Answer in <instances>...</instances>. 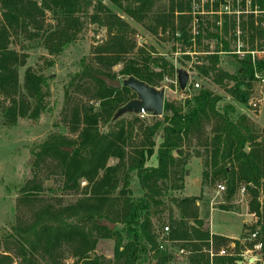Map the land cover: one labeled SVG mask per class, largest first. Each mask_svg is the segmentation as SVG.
Instances as JSON below:
<instances>
[{"label":"trees","instance_id":"trees-1","mask_svg":"<svg viewBox=\"0 0 264 264\" xmlns=\"http://www.w3.org/2000/svg\"><path fill=\"white\" fill-rule=\"evenodd\" d=\"M109 1L136 22L150 17L153 32L159 27L173 34L177 32V40L184 45L213 40L214 49L205 45L202 51L211 53L205 54V61L200 60L197 69L200 76L209 75L223 86L231 100L201 86L185 101V108L165 100L161 117L152 123L144 122L142 137L136 143H132L131 131L123 123L102 131L99 125L109 124L118 108L136 97V93L128 86L105 85L96 77L97 73L113 78L117 74L133 76L156 86L165 75L173 77L175 70L163 56L153 55V49H146L144 44L136 47L135 32L131 36L133 28L129 22L102 0H96L92 19L106 28L107 37L95 47L97 66L87 74L95 82L92 97L99 103L96 108L93 104H74L69 130L75 136L53 135L36 152L51 163V170L60 176L66 190L77 193L80 181L85 180L82 195L60 205L41 196L43 185L35 176L26 180L17 199L22 210L4 239L0 264H61L67 256L72 258V264L179 261L169 248H159L162 229L154 228L152 216L162 204L167 188L183 187L184 166L192 155L201 158L202 187L224 180V198L229 200L240 185L245 186L249 194L248 210L257 217L255 226L262 234L264 255V200L260 201L261 194L264 195V134L233 103L249 102L256 80L254 72L264 75V60L253 62L248 53L231 52L228 34L235 26L234 19L229 21L224 16L220 26L215 14V19L206 21L205 26L198 13L193 33L188 26L192 21L189 0H170L163 11H152L153 0ZM90 3L91 0H40V4L36 0H0V93L7 103L2 113L10 123L21 116L36 118L45 110L47 77L26 68L19 85L17 66L22 59L16 50L9 48V37L13 32L41 37L49 53L60 52L77 33L76 14ZM45 9L55 18L48 30L43 26ZM249 27L253 32L249 33L248 42L253 47L255 38L263 39L264 27H254L253 22ZM220 53L229 57L232 72L217 66ZM117 63L121 67L112 71ZM133 118L138 120L137 116ZM71 146V151L62 149ZM186 146L193 147L189 155L187 151L184 153ZM110 157L117 161L108 163ZM134 191L140 193L133 195ZM196 199L193 195L174 199L179 216H168L170 230L164 238L187 251L184 264H210L206 250L209 239L220 238L210 232L199 216ZM96 218L119 221L122 225L110 229L101 222H93L92 230L88 222ZM97 232L114 238L112 258L95 253ZM211 261V264H236L230 256H215Z\"/></svg>","mask_w":264,"mask_h":264},{"label":"rangeland","instance_id":"rangeland-1","mask_svg":"<svg viewBox=\"0 0 264 264\" xmlns=\"http://www.w3.org/2000/svg\"><path fill=\"white\" fill-rule=\"evenodd\" d=\"M36 1L40 4V0ZM95 1L96 0H91L88 8L82 9L76 14L78 18L77 33L73 37V40L63 46L60 52L49 53L48 50L44 48V41L41 37L39 38L34 35H24L14 32L9 37V48L16 50L22 59V62L17 66L19 85H22L25 69L31 68L35 72L41 73L47 77V87L44 100L46 104L45 110L36 118L21 116L13 123H10L2 113V108L7 103L0 93V250L4 248V239L12 230L11 225L14 223L15 218L21 213L22 209L19 208L17 199L21 196L19 188L26 180L35 176L34 178L43 185V190L40 193L41 196L60 205L72 202L75 198L82 195L81 187L84 186L85 180L80 181V189L77 193L66 190L63 187L60 176L51 170L53 168L51 163L42 160V158L38 157L36 152L39 149V146L53 135L63 134L71 137L75 136V134L69 130V116L74 104L78 103L82 106L93 104L96 108L99 103L97 99L92 97L95 82L87 74L88 70L97 66L95 63V47L101 44L107 37L106 28L92 19V14L95 9L93 7ZM123 1L124 0H122V2ZM169 1L170 0H153L152 11H163L167 9ZM184 1L183 3H185ZM189 1L192 21L188 26L191 27L193 33H195V21L198 19V13L202 16L201 18L203 22H205V26L206 21L211 22L215 19V14L220 20L217 24L220 26L222 25L221 18H224V14L212 13L211 10H222L223 0ZM102 2L129 22L133 28L131 36L133 32L140 33L141 39L138 46L144 44L146 49L154 50L153 52L151 51L153 55H161L173 64L175 75L173 77L165 75L160 83L155 86L156 88L164 89V101H173L176 104H182L183 108H185V101L191 99L193 94L201 86L208 87L213 92L221 94L225 98L224 100H231L223 86L216 84L209 75L200 76L197 69V64L204 59L205 54L211 53L202 51L205 49V45L207 44L208 49H214L213 40H202L199 44L194 42L195 44L191 43V45H184L177 40L179 37L177 32L173 34L171 31H164L160 27L157 32H153L149 27L152 24L150 17L141 23L136 22L130 16L121 12L118 7L109 0H102ZM1 13L2 7L0 6V19H2ZM54 22L55 18L52 12L45 9L43 17V26L46 28L45 30L52 28ZM233 30L234 29L231 28L228 34L232 46L235 45L236 40V35ZM245 38L246 36H244V39ZM258 43H262V39L258 40ZM220 54L217 66L232 72L233 66L227 61V58L229 57L222 55V53ZM120 67L121 64L117 63L113 65L111 70L117 72ZM178 70H184L189 75L186 83L188 86L183 89L180 88L178 83ZM116 77L120 80L126 78L120 74H117ZM194 81H199V86L196 88L191 85V82ZM262 96L264 97V81L259 82L255 80L253 82L249 101H257V105L252 106L250 102L245 105L235 101L233 103L238 111L250 109L247 110V112L250 114L252 124L258 132L264 134V128L259 125L256 119L258 118L256 115L258 114L259 109L261 111L260 118L262 119L264 116V98L262 102L257 100L258 97ZM134 116L138 117L137 121H134ZM160 117L161 115H153L150 112L144 116H140L135 112H124L111 119L109 124L101 123L99 127L104 131L108 128L119 127V124L123 123L126 125L127 130L131 131L132 143H136L142 137V127H144V122L152 123ZM192 150V146H186L184 153L187 151L189 155ZM116 161V158L113 157L108 159V163L110 164H113ZM186 167L187 166L185 165L183 187L181 189L169 187L163 194L162 204L156 208L157 212L152 216L154 228H158L159 230L163 229L165 225H169L168 216H179V211L175 205L174 199L187 196L186 194L189 192L188 188L192 189L195 186V166L189 168L190 175L187 179L185 177ZM219 182L225 184L224 180H219ZM185 183L186 189H184ZM168 184H170V182H168ZM133 185L137 187L136 182H133ZM120 186L121 185H119L118 188H120ZM139 193L140 192L134 191L133 195H138ZM224 195L225 189L218 190L216 184H208L201 187L199 195H196L197 198L203 199L199 207L200 214L203 217H210L215 230L219 229L235 235L241 232V234L238 235L239 238L248 236L252 227L258 222L255 215L251 213L252 216H249L250 220L247 221L248 225H245L241 231V222L244 217L233 212L227 213L219 210H210L206 199H212L213 205L224 204L222 203ZM225 200L226 199L224 198V202ZM229 200L232 201L231 205L234 206L235 209H247L246 205L249 200V194L247 191L244 194H241L239 190H236ZM262 200H264V196L260 198L261 202ZM217 201H219V203ZM227 202L228 201H226V203ZM102 219L96 218L90 220L88 226L93 230V222L100 223ZM121 225L122 224L119 221L114 222V228H119ZM261 235L262 234L260 233L257 235V240L262 243L260 248H254L253 243L256 240L245 239L243 241L242 239V241L237 242L238 248H252L251 253L254 255L256 254L257 257L261 258L256 264H264V255L262 252L263 241ZM96 236L98 237V241L95 253L101 254L106 258H112L114 238L103 236L100 232H97ZM229 236L233 237L232 235ZM230 237L220 235L218 241H213L215 245H221ZM169 246L170 247L167 248L174 253L179 248V245L176 244H169ZM186 255V253L181 254L179 255L180 257H177L179 261L171 260V262L173 264H184ZM211 262L212 261H210V264ZM13 264H15V262ZM39 264L45 263L40 262ZM61 264H72V258L68 256L65 257Z\"/></svg>","mask_w":264,"mask_h":264},{"label":"built area","instance_id":"built-area-1","mask_svg":"<svg viewBox=\"0 0 264 264\" xmlns=\"http://www.w3.org/2000/svg\"><path fill=\"white\" fill-rule=\"evenodd\" d=\"M222 10H211L212 13L224 14L230 21L235 20L234 33L236 35L235 45L232 46V51L239 55L250 54L252 61L261 59L264 60V37L260 46L257 45L258 41L255 38L254 46H249V33L253 32L249 27L250 22H253L254 27H264V0H223ZM220 22V21H219ZM255 32V29H254ZM244 36L246 38L244 39ZM134 39L136 41V47L140 44L141 35L140 33H134ZM255 79L259 82L264 81V75L254 72ZM192 87L196 88L199 86V81L191 82ZM186 85L185 87H187ZM259 101L260 99L257 98ZM252 106L257 105V101H249ZM149 112L145 109H141L137 114L140 116L147 115ZM218 190H224L225 185L223 183L216 184ZM241 194L246 192L244 185H240L238 188ZM254 215V214H253ZM257 218V217H256ZM169 227L165 225L163 229L159 232V248L170 247L167 239L164 236L168 233ZM259 234V229L254 225V228L250 231L249 235L246 237H230L224 244L215 245L213 239L210 237L209 244L207 247V252L209 254L210 261L215 256H230L235 262L240 261L241 264H256L261 258L257 255L251 253L252 248H238L237 242L248 240H256L253 244L254 248L261 247V241L257 240V235ZM187 253L183 248H178L174 253L176 257L179 255Z\"/></svg>","mask_w":264,"mask_h":264},{"label":"water","instance_id":"water-1","mask_svg":"<svg viewBox=\"0 0 264 264\" xmlns=\"http://www.w3.org/2000/svg\"><path fill=\"white\" fill-rule=\"evenodd\" d=\"M177 74L179 86L183 89L186 86L189 75L184 70H178ZM96 77L101 79L107 86L119 88L124 85L130 87L136 93V98L130 99L118 108L116 116L124 112L137 113L142 108L153 115L162 114L164 104L163 88H156L155 86L148 85L144 81L133 76H128L120 80L118 77L113 78L106 74L97 73ZM62 149L71 151L73 147H62ZM101 224L107 225L110 229L114 228V222L107 219H102ZM237 264H241V262L238 261Z\"/></svg>","mask_w":264,"mask_h":264},{"label":"crops","instance_id":"crops-1","mask_svg":"<svg viewBox=\"0 0 264 264\" xmlns=\"http://www.w3.org/2000/svg\"><path fill=\"white\" fill-rule=\"evenodd\" d=\"M259 99H260V102H262V100H263V96L262 97H258ZM247 110H250V109H246V110H243L244 112H246L249 116H250V114H249V112H247ZM252 110H255V109H252ZM260 116H261V111H260V109L258 110V114L256 115V117H258V118H256L257 119V121H258V123H259V125L261 126V127H263L264 128V116L262 117V119L260 118ZM195 166V170H196V184H195V186L191 189V188H188L189 189V192H187L188 194H186L187 196H189V195H194V196H196V195H199V193H200V191H201V187H202V184H201V161H200V158L199 157H197V156H195V155H192L189 159H188V161H187V163H186V170H185V174H186V179H187V177L190 175V171H189V168H191L192 166ZM184 189H186V183L184 184ZM262 196H264V195H262ZM203 199H199V198H197L196 199V205H198V213H199V216L201 217V218H203L205 221H206V224L208 225V228H209V230H210V232L212 233V234H214V235H217V236H225V237H230L229 235H232L233 237H239L238 235H240L241 234V232H239L237 235H235V234H231V233H227V232H225V231H222V230H219V229H214L213 228V223L211 222V219H210V217L209 218H207V217H203L201 214H200V204H201V201H202ZM207 201H208V206H209V208H210V210H219V211H222V212H233V213H235V214H238V215H240V216H242V217H244L243 219H242V222H241V227H240V230L242 231V228H244V226L245 225H248V223H247V221H249L250 219H249V216H252L251 215V213L249 212V210H248V206H247V209H241V210H237V209H235L234 208V206H232L231 205V200H225V202H224V198H223V200H222V203H224V204H219V205H213V200L212 199H206ZM226 201H228L227 203H226ZM218 203H219V201H217ZM215 203H216V201H215ZM221 205H224V207H221ZM178 259V258H177ZM236 264H237V262H236Z\"/></svg>","mask_w":264,"mask_h":264}]
</instances>
